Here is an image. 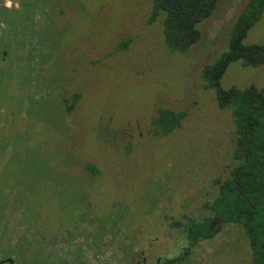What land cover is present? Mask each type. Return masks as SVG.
<instances>
[{"label": "rangeland", "instance_id": "rangeland-1", "mask_svg": "<svg viewBox=\"0 0 264 264\" xmlns=\"http://www.w3.org/2000/svg\"><path fill=\"white\" fill-rule=\"evenodd\" d=\"M245 1L217 0L185 53L169 52L160 22H146L150 0H25L10 15L20 23L10 25L14 69L0 68V260L130 264L145 248L151 262L183 253L164 264H251L241 225L222 223L188 255L183 229L207 215L232 165L230 113L199 74L227 48ZM263 36L264 11L244 41ZM263 81L264 65L234 62L221 84ZM160 108L185 117L156 136ZM107 229L120 253L103 248Z\"/></svg>", "mask_w": 264, "mask_h": 264}, {"label": "trees", "instance_id": "trees-1", "mask_svg": "<svg viewBox=\"0 0 264 264\" xmlns=\"http://www.w3.org/2000/svg\"><path fill=\"white\" fill-rule=\"evenodd\" d=\"M217 0H150L148 24L160 22L164 44L169 52L185 53L201 37L198 24L208 18ZM264 0H246L232 23L227 48L200 69L205 88L212 89L219 108L228 110L234 128L231 162L223 179L216 178L213 198L202 208L207 215L196 220L188 218L184 231L189 247L184 255L201 240L212 238L222 223L243 227L251 250V264H264V81L244 87H223L221 79L228 67L264 65V36L260 42L245 43L249 30L261 18ZM130 39L122 41L121 47ZM78 94H73L71 107ZM185 112L160 108L151 119L154 135H167L181 126ZM87 168L96 171L91 163ZM214 218L220 223L212 225ZM178 221L176 225H180ZM183 254V253H182ZM182 254L170 262H179ZM180 263V262H179Z\"/></svg>", "mask_w": 264, "mask_h": 264}, {"label": "flooded vegetation", "instance_id": "flooded-vegetation-1", "mask_svg": "<svg viewBox=\"0 0 264 264\" xmlns=\"http://www.w3.org/2000/svg\"><path fill=\"white\" fill-rule=\"evenodd\" d=\"M25 4H26L25 0H12V6L6 7L5 6V0H0V68H3L1 70L6 74L8 72H10L9 70L14 69V66L12 64V62H13L12 51L16 50V48H17V45L15 46L16 42L14 43V40H13L14 37L16 36V33L14 32V30L10 29L11 28L10 25H11V23L13 25H15V23L19 21V20L15 19V21L13 20V22L12 21L9 22L8 20H9V17L11 14L16 15L17 10H21L22 8L25 9L23 6ZM19 23L20 22H18L17 24H19ZM50 26H52V25H50ZM11 73H12V71L9 74H11ZM1 102H3L2 99H1ZM0 107L2 110L4 105H0ZM4 113H6V111ZM1 127L2 126H0V128ZM91 172H94V171H91ZM92 212H94L96 214L95 211H92ZM83 223L84 224H83L82 228L83 227L89 228L90 224H86V222H83ZM174 224L176 225V223H174ZM212 225H214L213 221H212ZM78 226H80V225L78 224ZM111 232H112L111 229L104 230L103 234H104V236L107 237V242H106V244L104 243L103 248L104 249H107L108 247L109 248H115V253H118L120 248L117 247L118 244L116 241H114V243H113V240L115 239V237H114L115 234L114 233L111 234ZM140 243H141V241H140ZM133 251L136 252L135 249ZM112 252H114V251L112 250ZM109 257L110 256L108 255L107 260L110 259ZM149 257H150L149 252L146 251L145 248H142V249H140V251L136 255V257L131 258L130 264H164L170 260V259L161 260V257L158 256L156 259H154V261L151 262L149 260ZM115 259H116V257H115ZM4 263L16 264L15 261L11 258H8L6 260H0V264H4ZM115 264H118V263L116 262Z\"/></svg>", "mask_w": 264, "mask_h": 264}, {"label": "clouds", "instance_id": "clouds-1", "mask_svg": "<svg viewBox=\"0 0 264 264\" xmlns=\"http://www.w3.org/2000/svg\"><path fill=\"white\" fill-rule=\"evenodd\" d=\"M5 6L11 7L12 6V0H5Z\"/></svg>", "mask_w": 264, "mask_h": 264}]
</instances>
